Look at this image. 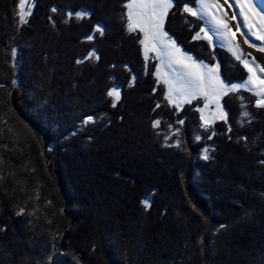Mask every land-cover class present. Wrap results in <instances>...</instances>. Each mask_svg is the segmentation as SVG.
<instances>
[{"label":"trees","instance_id":"16d2710c","mask_svg":"<svg viewBox=\"0 0 264 264\" xmlns=\"http://www.w3.org/2000/svg\"><path fill=\"white\" fill-rule=\"evenodd\" d=\"M127 3L26 0L21 23L20 0H0V264H264V108L231 92L206 128L203 96L171 106ZM187 3L173 0L165 31L246 79L227 49L193 39L204 22Z\"/></svg>","mask_w":264,"mask_h":264},{"label":"snow or ice","instance_id":"6c2138e0","mask_svg":"<svg viewBox=\"0 0 264 264\" xmlns=\"http://www.w3.org/2000/svg\"><path fill=\"white\" fill-rule=\"evenodd\" d=\"M224 3L229 7L235 5L230 18L223 11L220 0H196V6L185 4L183 11L200 19H207L211 25V28H200L193 39H205L212 45L214 44L213 35L209 33L215 29V36L226 40L228 50L249 73L248 79L240 84H228L221 79L218 64L209 67L203 62L198 63L193 60L164 30V22L169 10L173 7V0H128L125 5L128 31L138 30L143 35L139 43L143 46L145 60L149 59V53H155V59L160 61L156 67V76L158 82L162 80L167 87L165 99L169 104L179 110L182 104L191 103L193 99L203 96L206 100L205 108H208L210 103H214L217 111L213 113V117L222 120H226V115L220 106V98L241 88L258 96L256 105L264 108V66L257 64L254 57L248 59L251 57V53H245L240 42L236 39L237 33H239L244 37L243 43L247 44L249 48H256L258 51L264 52V43L261 45L251 43L248 34L242 31L243 28H246L256 40L264 42L262 0H255V2L254 0H224ZM25 4L26 0H20L18 15L21 23H25V17L31 13V7L29 6L25 10ZM53 10L55 11V9ZM78 16H83V13ZM237 17L243 20L242 25ZM229 19L236 21L235 31L230 25ZM254 28L256 31H253ZM96 31L103 35L100 26H97ZM88 39H92V37L89 36ZM80 62L78 61V63ZM108 96L113 98V107H115L120 99L119 90L113 87L108 91ZM198 111L201 112L200 119L207 125L208 120L203 114V109H198ZM91 119L89 117L85 123L90 122ZM159 123V121H154L153 127H158ZM204 159H208L207 149H205ZM143 203L145 208L149 207L147 200Z\"/></svg>","mask_w":264,"mask_h":264},{"label":"rangeland","instance_id":"374dc122","mask_svg":"<svg viewBox=\"0 0 264 264\" xmlns=\"http://www.w3.org/2000/svg\"><path fill=\"white\" fill-rule=\"evenodd\" d=\"M254 2H255V0H254ZM221 3V2H220ZM188 4H190V3H188ZM192 5V4H191ZM221 5H222V7H223V11L224 12H226L227 13V10H226V7L221 3ZM194 6H196V4L194 5ZM261 6H264V0H262V3H261ZM228 7H229V5H228ZM234 8H235V5H233V7H231L230 9H232V10H234ZM166 20V19H165ZM237 20H239V22L241 23V25L243 24V20L240 18V17H237ZM201 21H203L204 22V28H211V25L209 24V22H208V20L207 19H201ZM165 23V22H164ZM164 30H165V28H164ZM242 31H244L246 34H248V38L250 39V42H252V43H254V44H256V45H261L262 43H264V42H262V41H258V40H256L255 39V37L254 36H252L250 33H248V29H246V28H243L242 29ZM253 31H256V29L254 28L253 29ZM135 32H139L138 30L137 31H135ZM215 29H212V31L209 33L210 35H213V39H214V44H212V45H217V46H220V47H222V48H225V49H227L228 50V46H227V43H226V40L225 39H223V38H220V37H217V36H215ZM202 35V34H201ZM141 39L143 38V35H142V33H141ZM181 50L184 52V53H186L187 55H190L192 58H193V60H195L196 62H203L204 64H207L209 67H212V66H215V65H217V63L216 64H214L213 65V63L212 64H210V63H208L207 61H204V60H201V61H197L196 59H195V57H194V55L191 53V52H188V51H185V50H183L182 48H181ZM229 51V50H228ZM230 52V51H229ZM231 53V52H230ZM232 54V53H231ZM153 57H155V53H149V59L148 60H150V59H152ZM252 57H254L252 54H251V57H248V59H251ZM255 58V57H254ZM256 60V59H255ZM257 62V61H256ZM241 63V62H240ZM159 64H160V62H159ZM242 64V63H241ZM257 64H258V62H257ZM243 65V64H242ZM259 65H261V64H259ZM262 66V65H261ZM247 70V69H246ZM248 72V71H247ZM248 75H249V73H248ZM221 77V76H220ZM221 79H222V77H221ZM248 79V76H247V78L246 79H244V80H240V81H235V82H233V83H229V82H227V81H225L226 83H228V84H238V83H242V82H244V81H246ZM159 82H161L163 85H164V83H163V81L162 80H160ZM118 90H119V92H120V88L119 87H116ZM239 90H246V89H243V88H241V89H239ZM238 91V90H237ZM248 91V90H247ZM249 92H251V91H249ZM251 93H253V92H251ZM254 94V93H253ZM256 96V95H255ZM199 97H202V96H199ZM199 97H197V98H199ZM196 98V99H197ZM222 98H223V96L220 98V106H221V108L223 109V111H224V113H225V115H226V112H225V110H224V108H223V103H222ZM259 99V97L258 96H256V102H257V100ZM193 100H195V99H193ZM192 100V101H193ZM256 102H255V104H256ZM205 103H206V101H205ZM205 103L202 105V106H200L198 109H203V114H204V116H205V118L208 120V124L207 125H205L204 124V121H202V125L204 126V127H208L209 125H211V124H213L214 122H216V121H220L221 119H215L214 117H213V113H215L216 111H217V108H216V105L214 104V103H210L209 104V107L208 108H205ZM184 105V104H183ZM183 105H181V107L183 106ZM171 106H173V105H171ZM174 107V106H173ZM181 107L179 108V110L181 109ZM200 112V111H199ZM200 114H201V112H200ZM246 114V113H245ZM210 152H208V149H207V156H208V154H209ZM203 155H205V149L203 150Z\"/></svg>","mask_w":264,"mask_h":264},{"label":"water","instance_id":"95a60500","mask_svg":"<svg viewBox=\"0 0 264 264\" xmlns=\"http://www.w3.org/2000/svg\"><path fill=\"white\" fill-rule=\"evenodd\" d=\"M189 6H194V5H191V4H188ZM157 121H159V120H157Z\"/></svg>","mask_w":264,"mask_h":264},{"label":"crops","instance_id":"0c3cea01","mask_svg":"<svg viewBox=\"0 0 264 264\" xmlns=\"http://www.w3.org/2000/svg\"><path fill=\"white\" fill-rule=\"evenodd\" d=\"M224 80V79H223ZM238 84H240V83H238ZM185 104V103H184ZM183 105V104H182Z\"/></svg>","mask_w":264,"mask_h":264}]
</instances>
